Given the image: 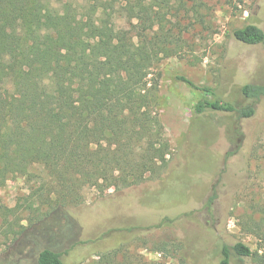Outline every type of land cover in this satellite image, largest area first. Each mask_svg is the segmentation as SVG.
Here are the masks:
<instances>
[{
  "label": "trees",
  "instance_id": "16d2710c",
  "mask_svg": "<svg viewBox=\"0 0 264 264\" xmlns=\"http://www.w3.org/2000/svg\"><path fill=\"white\" fill-rule=\"evenodd\" d=\"M181 2L0 0V189L35 166L44 169L41 188H48L46 210L36 209L42 213L16 233L9 254L64 264L81 231L72 209L84 204L85 187L104 194L162 174L171 143L154 110L158 83L150 74L163 59L181 55ZM232 35L264 43L256 22ZM177 79L201 94L196 114L227 112L238 123L255 114L264 96V81L244 84L239 102L187 76ZM8 211L0 198V219ZM219 253L216 264L245 258L264 264V254L242 242H223Z\"/></svg>",
  "mask_w": 264,
  "mask_h": 264
},
{
  "label": "rangeland",
  "instance_id": "374dc122",
  "mask_svg": "<svg viewBox=\"0 0 264 264\" xmlns=\"http://www.w3.org/2000/svg\"><path fill=\"white\" fill-rule=\"evenodd\" d=\"M257 1L182 0L181 55L163 59L150 74L158 83L154 110L171 143L167 166L159 177L121 190L85 187L84 204L72 209L81 231L64 264H216L223 242L264 254V96L255 114L238 123L227 112L196 114L201 94L177 79L187 76L244 102L242 86L264 81V43H243L232 32L248 22L264 27V0ZM31 172L0 189L9 208L0 219V264H33L8 250L47 208L45 171Z\"/></svg>",
  "mask_w": 264,
  "mask_h": 264
}]
</instances>
